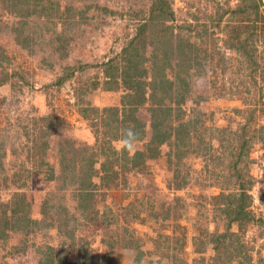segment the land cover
Here are the masks:
<instances>
[{"label":"rangeland","instance_id":"rangeland-1","mask_svg":"<svg viewBox=\"0 0 264 264\" xmlns=\"http://www.w3.org/2000/svg\"><path fill=\"white\" fill-rule=\"evenodd\" d=\"M54 1L57 2L61 15L56 21L58 22L56 32L46 33L47 38L44 37L41 44L35 41L32 49L38 52L32 54L17 44L11 31V25L21 18L0 11V44L9 56V61L0 67V84L4 78L7 79L6 83L0 85V144H4L0 147V203L10 200L17 190L25 192L32 201L31 215L34 218L41 217L42 203L49 197H55L54 194L61 197L64 193V199L61 200L71 203L68 199L73 185L60 190L61 183L45 180L43 172L35 171L41 135L40 125L33 118L53 113L61 118V124L64 125L61 128L63 140H60V135L53 134L56 130L51 131L53 135L49 139L51 147L44 158L52 164L58 165L59 149L61 146L65 147L66 138H74L77 141L70 144V149L78 147L79 141L93 145L96 139L99 141L105 139L102 137V129L96 124L100 123V120L94 123L88 118H82L79 112V107L84 103L79 101L75 88L78 85L76 79L81 73L76 72L77 78L65 82L62 86L57 87L53 83L60 75L64 64H73L76 61L101 63L121 51L122 47L135 37L140 24L149 16L152 2V0ZM238 1L169 0L175 20L169 21L168 24L187 23L194 31H200L202 27L198 24L206 23L209 29L211 39L204 38L205 43L198 37L190 38L196 46L205 50L201 53L205 58L203 62L205 74L193 73L190 79L193 90L186 100V106L189 111L193 108L194 114L197 110L201 113L202 126L199 128L206 132L205 140L211 141L212 148L208 152L204 151V154L191 152L184 159L185 164L189 166L183 168L187 170L188 181L184 188L176 189L169 185L173 174L168 167L167 157L163 155L147 160L146 165L122 174L116 187L104 190L106 192L104 196H96L101 218L86 227L80 225L78 234L89 238L96 237L98 240L104 238L120 242L117 243L120 246L117 247L119 264H134L137 252L134 251V247H126L127 244L133 246L138 244L142 250L147 251L145 256H141L145 263L153 261L154 264H173V255L176 253L185 263L200 264L196 263V259L201 254L196 250L201 241L205 240V236L200 237L198 229H207L206 234L209 235V231L224 227L223 214L217 207L218 199L213 196L223 191L222 187L227 186L228 180L233 182L235 179L224 166L230 162L225 146L231 147L230 143L237 146L239 142L237 136L235 140V133L239 131L241 120L233 111L235 108L244 107L245 92L241 82L243 80L248 82V79L244 77L245 73L242 70L239 71L238 66L242 59L239 60L235 48L226 43L232 26L239 22L230 21L228 13L220 21L217 17L228 6L234 8ZM87 4L95 6L85 9ZM66 8L70 10L65 11ZM33 17L35 19L33 22L29 20L33 29L45 26L43 18ZM53 20L57 18L54 16ZM64 30L70 31L69 34L74 35L75 41L70 46L68 57L58 58L52 38H56V34ZM154 39L158 42L159 51L161 50L158 58L160 61L168 46L167 36L158 35ZM163 49L165 51H162ZM176 53L178 60L172 61L175 76H180L182 78L180 81H184L187 66L185 67L177 51ZM257 54V60L264 62V45L258 44ZM49 63H52V66H49ZM159 64L160 70L164 73L167 64L164 61ZM223 67H226L225 71H222ZM150 69L156 70L158 67L153 64ZM88 70L91 74L96 71L95 68ZM97 70L100 76H103L101 67ZM16 72L25 73L26 77L21 80ZM222 87L226 89L225 94L219 95ZM251 91L249 96L253 98L257 96L254 87H251ZM112 99L119 103L120 94L114 92ZM89 102L95 106L93 98ZM84 105H87V102ZM149 115V107L141 104L138 116L149 121ZM261 122L264 123V120ZM224 130L227 137L221 141L218 135ZM108 135L110 137V133ZM150 136L151 131L148 130L144 139L137 140L133 150L143 148V143L147 142ZM211 136L213 137L208 139ZM117 143L116 140L113 145L116 147ZM65 149H69V146ZM162 149L163 152H167L166 146ZM218 155L223 156L224 167L215 165ZM250 158L251 161L247 164L241 163L252 177V184L246 188L247 194L251 196L249 208L255 216L264 218V149L258 141L251 148ZM15 172H19L22 186L7 183L5 177H11L8 180L11 181L12 178H17ZM228 187L230 186H227L224 192L232 195L233 189ZM165 210L169 214L168 219ZM155 212L158 213L157 218L152 216ZM134 214H139L144 220L141 222ZM107 218L111 221H106ZM237 228L234 224L232 230L236 231ZM47 229L9 232L6 240L0 239V264H39L44 257V254L39 252L41 249L47 246L56 248L60 244L57 233ZM244 239L252 246L248 260L252 264H264V224L250 223ZM179 240L184 242L183 248L176 245ZM94 245L98 246L97 243ZM206 245L207 251L204 254L213 257L216 254L214 241H208ZM77 247L78 244L75 243L74 251L67 255L68 261L77 259ZM231 258L232 264L247 260L244 256L233 255Z\"/></svg>","mask_w":264,"mask_h":264},{"label":"trees","instance_id":"trees-1","mask_svg":"<svg viewBox=\"0 0 264 264\" xmlns=\"http://www.w3.org/2000/svg\"><path fill=\"white\" fill-rule=\"evenodd\" d=\"M94 6V4H87L85 9ZM57 7L59 6L54 0H0L1 12L15 14L21 18L11 25V31L15 35L17 44L28 49L30 54L38 52L32 49L35 41L41 44L47 38L46 33L55 34V27L58 25L56 21L61 17L60 9ZM217 9L220 11L219 7ZM67 10L70 8H66L65 11ZM227 13L230 21L235 20L239 23L232 26L231 33L225 41L227 45L235 48L238 59H242L238 66L239 71L242 70L245 73L243 75L248 82L244 80L241 82L245 92L244 107L235 108L233 111L241 120L239 131L235 133V140L237 136L239 142L237 146L233 143L231 145L230 142L231 147L225 146V149H228L230 162L225 163L224 166L235 177L233 182L227 181V186L233 189V194H225L226 186L222 187L221 193L213 196L218 199L217 207L223 214L224 227L209 231V235L206 234L207 229H198L200 237L205 236V240L201 241V245L196 250L201 254L196 259V263L200 264H232L231 256L233 255L244 256L247 259L239 261V264H252L248 260L252 246L247 244L244 237L250 223L264 224V218L255 216L249 208L251 196L247 194L246 188L252 184V177L246 167L244 170L241 166L242 162L247 164L251 161L250 151L255 142L258 141L264 149V123L261 122L264 120V62L257 60L258 44L264 45V0H239L234 8L231 6L225 8L217 19L222 20ZM33 16L43 18L45 26L41 25L33 29L30 25V21L35 20ZM54 16L57 18L55 21ZM174 20V10L169 0H152L149 16L140 24L135 37L129 40L121 51L109 56L101 63L89 64L76 61L73 64L63 65L60 75L53 84L57 87L62 86L67 81L75 80L76 72L81 73L76 79L78 85L75 91L79 101H83L84 104L87 102V105L83 104L79 107V112L82 118H88L94 123L100 120V123L98 122L100 125L96 124L102 129V137L105 139L102 141L96 139L93 145L79 141L78 147L70 149V144L77 141L74 138H66L64 139L65 147L61 146L59 149L58 165L52 164L44 158L48 148L51 147L49 142L53 136L51 131L56 130L53 134L60 135V140H63L61 128L64 125L61 124V118L53 113H48L41 118L34 117V121L36 119L40 125L41 135L35 171L43 172L45 180L61 183L60 190L73 185L68 199L71 203L61 200L64 199V193L61 197L59 194H54L55 197H49L42 203L41 217L34 218L31 215L32 201L25 192L17 190L10 200L0 203V239L6 240L9 232H29L32 229L48 228L47 230H54L57 233L60 244L56 248L47 246L41 249L39 252H42L44 257L39 264H119L117 247L120 246L117 243L120 242L113 239L106 240L102 238L103 236L98 240L96 237L89 238L78 234L80 225L86 227L89 223L91 225L101 218L96 196H104L106 194L104 190L116 187L122 174L146 165L147 160L163 155L167 157L168 167L173 174L169 185L181 189L188 184L187 170L183 168L189 166L185 164L184 159L191 152L204 154V151L208 152L212 148L211 141L205 140L206 132L199 128L202 126L201 113L197 110L194 114L193 108L189 111L186 106V100L193 90L190 81L193 73L205 74L203 65L205 58L201 56L205 50L196 46L190 38L195 36L205 43L203 39L208 40L210 33L206 23L198 24L202 29L194 31L193 27L191 28V25L187 23L168 24L169 21ZM184 31L187 33L185 34ZM193 31L194 34H192ZM69 32L64 30L57 33L56 38H52L58 58L68 57L70 46L75 41L74 35ZM158 35H166L168 45L166 51L162 50L165 52L160 61L158 58L161 50L159 51L158 42L154 39ZM214 42L216 43V40ZM176 51L180 59H183L185 67L187 66L184 81H180L182 79L180 76H175V66L172 61L178 60ZM7 61L9 56L0 44V67ZM163 61L167 64L164 73L160 70L159 64ZM153 64L157 65L158 69L151 70ZM49 66H52V63H49ZM100 67L103 76H100L97 70ZM88 68H95V73L91 74ZM225 68L223 67L222 71H225ZM16 75L21 80L26 77L25 73L21 72H16ZM6 81L7 79L4 78L0 85ZM102 82L103 85L100 88ZM251 87H254L257 92L254 98L249 96L252 93ZM106 90L120 94L119 104L100 108L97 105L92 106L89 102L94 98L92 95ZM225 90V87H222L218 94H225ZM141 104L149 107V121L138 116ZM129 126L138 133L137 140L144 139L148 130L151 131V138L143 143V148L133 150L132 153L127 150L118 152L113 144L121 139V130ZM96 132L99 133L97 130ZM220 133L218 135L220 140H226L225 130ZM3 145L1 143L0 147ZM68 146L69 149H65ZM163 146L167 147V152L162 151ZM222 159L223 156L220 155L216 160L213 159L215 165L223 166ZM183 171L185 174L182 175ZM14 175H17V178H12L11 181H8L11 177H5L7 183L22 186L19 172H15ZM166 215L168 219L167 211ZM152 216L157 218L158 213L155 212ZM134 217L141 219V222L144 220L139 214H134ZM106 221L111 220L107 218ZM234 224L238 227L236 231L232 230ZM208 241L215 243L216 254L213 257L204 254L207 251ZM75 243L78 244L77 259L68 261L67 255L70 251H74ZM95 243L98 246L94 245ZM183 244L182 240H179L178 244L176 242L179 248H183ZM130 246L137 252L134 264H154L153 261L145 263L143 259L141 260V256H145L147 251L142 250L140 245L127 244L126 247ZM173 257V264H188L176 253Z\"/></svg>","mask_w":264,"mask_h":264},{"label":"clouds","instance_id":"clouds-1","mask_svg":"<svg viewBox=\"0 0 264 264\" xmlns=\"http://www.w3.org/2000/svg\"><path fill=\"white\" fill-rule=\"evenodd\" d=\"M121 131V139L116 144V150L118 152L127 150L129 153H132L137 142L138 133H136L131 126L124 128Z\"/></svg>","mask_w":264,"mask_h":264},{"label":"crops","instance_id":"crops-1","mask_svg":"<svg viewBox=\"0 0 264 264\" xmlns=\"http://www.w3.org/2000/svg\"><path fill=\"white\" fill-rule=\"evenodd\" d=\"M103 78L105 80V77H103ZM103 82H102L100 88H102ZM116 93H118V92H115V94ZM113 94H114V92H112V91H107V90L106 91H102V93L97 94V95L94 96L93 103L95 105L99 106V107H104V106H107V105H118L119 103L116 100L112 99L113 98Z\"/></svg>","mask_w":264,"mask_h":264}]
</instances>
